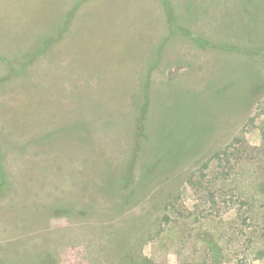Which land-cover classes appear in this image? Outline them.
<instances>
[{
	"label": "rangeland",
	"instance_id": "rangeland-1",
	"mask_svg": "<svg viewBox=\"0 0 264 264\" xmlns=\"http://www.w3.org/2000/svg\"><path fill=\"white\" fill-rule=\"evenodd\" d=\"M0 264H264V0H0Z\"/></svg>",
	"mask_w": 264,
	"mask_h": 264
},
{
	"label": "trees",
	"instance_id": "trees-1",
	"mask_svg": "<svg viewBox=\"0 0 264 264\" xmlns=\"http://www.w3.org/2000/svg\"><path fill=\"white\" fill-rule=\"evenodd\" d=\"M168 10H169V12H170V15H171V21H173L174 20V17H173V15H172V9L170 8V6L168 7ZM174 23V22H173ZM173 23H171L172 25H173Z\"/></svg>",
	"mask_w": 264,
	"mask_h": 264
}]
</instances>
